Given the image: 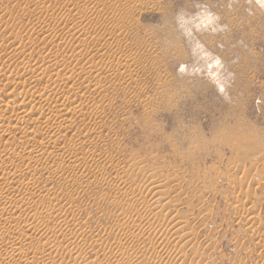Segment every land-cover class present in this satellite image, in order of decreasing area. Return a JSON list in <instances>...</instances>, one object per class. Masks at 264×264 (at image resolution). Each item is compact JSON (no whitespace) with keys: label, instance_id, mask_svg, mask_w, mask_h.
<instances>
[{"label":"rangeland","instance_id":"374dc122","mask_svg":"<svg viewBox=\"0 0 264 264\" xmlns=\"http://www.w3.org/2000/svg\"><path fill=\"white\" fill-rule=\"evenodd\" d=\"M0 230V264H264V8L0 0Z\"/></svg>","mask_w":264,"mask_h":264},{"label":"clouds","instance_id":"9594fccd","mask_svg":"<svg viewBox=\"0 0 264 264\" xmlns=\"http://www.w3.org/2000/svg\"><path fill=\"white\" fill-rule=\"evenodd\" d=\"M256 3L261 8H264V0H256ZM196 20V30H211L212 32H216L218 30L217 22L219 20V17L210 9H208L206 5L199 10L196 16ZM175 22L177 28L181 31L182 35L187 40L188 37L192 35V28L189 27V25L191 24V19H185L183 16H181L180 12H178ZM219 27L222 28L223 26Z\"/></svg>","mask_w":264,"mask_h":264},{"label":"bare ground","instance_id":"6f19581e","mask_svg":"<svg viewBox=\"0 0 264 264\" xmlns=\"http://www.w3.org/2000/svg\"><path fill=\"white\" fill-rule=\"evenodd\" d=\"M218 59H216V61H217ZM216 64V63H215ZM51 101V100H50ZM47 102H49V100L47 99ZM6 107H8V106H6ZM20 118V117H19ZM33 118V117H32ZM38 119V118H37ZM30 117L29 116H26V115H24L23 117L21 116V118L20 119H18V122L19 123H24V124H27V122H29L28 124H30L31 122H30ZM45 121V120H44ZM46 121H47V119H46ZM36 124V123H35ZM3 135V134H2ZM4 135H6V134H4ZM15 134H11V136H14ZM10 136V135H9ZM11 136H10V138H11ZM7 138H8V136H7ZM9 138V139H10ZM13 138H15V137H13ZM6 152H4V154H5ZM149 189H150V191H152V192H158L159 191V189H160V186H157V185H152V184H150V186H149ZM150 193V192H149ZM154 203V205L156 206V207H159V204L156 202V200L153 202ZM153 207V206H152ZM163 207V206H162ZM149 209V208H148ZM162 209V208H161ZM161 211V210H160ZM148 217H151L152 216V218H154L156 215H155V213H156V208L155 207H153V209L151 210V209H149L148 210ZM10 221H11V219H9ZM5 221V220H4ZM3 223V222H2ZM162 223V222H161ZM170 223H171V220L168 222H166V224H164L162 227H164L165 229H167V231L168 232H172L173 234H176V233H178L179 232V230L182 228V226H171L170 225ZM158 224V223H157ZM160 225V224H159ZM162 225V224H161ZM6 226V225H5ZM4 226V227H5ZM134 226V225H133ZM156 226V225H155ZM158 226V225H157ZM6 227H8V226H6ZM30 227H31V225H30ZM29 227V228H30ZM158 227H160V226H158ZM157 227V228H158ZM28 228V227H27ZM135 228V227H134ZM3 229V228H2ZM156 229V228H155ZM11 230V229H10ZM9 230V231H10ZM154 230V229H153ZM1 231V230H0ZM155 231V230H154ZM6 232V231H5ZM4 232V233H5ZM10 234V233H9ZM8 235V234H7ZM2 241H4V240H2ZM10 241V240H9ZM13 241V240H12ZM0 243H2L1 241H0ZM5 244V243H4ZM21 243H18V245H20ZM10 245H12L11 247H16V245H17V243L16 242H11L10 243ZM9 245V246H10ZM2 246H4V245H2ZM2 246H0V247H2ZM19 247V246H18ZM5 248V247H4ZM20 248V247H19ZM18 248V249H19ZM11 249V248H10ZM124 249V248H123ZM122 249V250H123ZM52 248H50V249H48V250H43L44 251V253L43 254H40L41 252H39V259H40V261L39 260H37V261H39L40 263L42 262V261H45L48 257H50L51 256V252L52 251H54V249L52 250ZM121 250V249H120ZM119 251V250H118ZM121 252H123V251H121ZM53 253V252H52ZM78 258H80V259H82L81 258V256L79 255V257H78V255L77 256H75V257H73L72 259H70L67 263L69 264V263H71V264H91V262H85V260H83V261H81L82 263H80V261L78 260ZM132 262V260H128L127 262H126V264H130ZM43 263V262H42ZM44 264H45V262H44ZM117 264H125V263H121V262H118Z\"/></svg>","mask_w":264,"mask_h":264}]
</instances>
